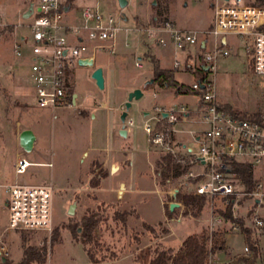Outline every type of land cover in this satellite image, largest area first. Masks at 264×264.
I'll return each mask as SVG.
<instances>
[{
  "label": "rangeland",
  "instance_id": "374dc122",
  "mask_svg": "<svg viewBox=\"0 0 264 264\" xmlns=\"http://www.w3.org/2000/svg\"><path fill=\"white\" fill-rule=\"evenodd\" d=\"M35 1L0 0V30L12 28L11 33L6 30L0 35V68H14L12 75L0 74V182L52 183V226L50 231L5 233L3 241L9 252L6 260L12 264L20 262L23 237L27 246L45 248L43 264H93L85 246L95 253L98 262L94 264H149L158 252H175L180 241L193 235H186L184 231L186 225L192 226L191 217L202 218L206 214L205 218L209 220L204 231L207 234L229 233L225 238V252L210 256L208 264H233L239 258L237 256L245 257L244 248L247 246L239 227L233 230L232 226L237 228V225L221 217L230 208L231 214L233 212L236 216L233 219L241 220L243 228L251 232L252 240H258L256 264H264V226L256 228L253 224L255 214L264 221V202L262 207H256L254 200L247 198L236 204L214 198L205 201L198 216L185 214V208L167 216L172 197L169 193L189 189L181 187L182 179L174 181L169 178L168 185L160 186L157 163L167 150L151 146L144 131V126L153 127L157 122L155 107L163 106L160 101L167 103H164L165 108H178L185 103L192 108L197 98L171 94L161 100L153 86L147 87L154 76L153 58L159 60L161 67L171 69L174 60H178L180 68L184 66L183 56L181 53L172 54L171 47H157L139 40L131 29L134 25L167 20L180 29L206 31L213 20L212 0H127L124 9L119 7L118 0H99L105 11L114 16L122 14L127 19L123 27L128 30L118 36L115 54H95L94 69L102 68V65L105 69L103 90L98 89L92 79L93 67L75 66L72 78L79 94L77 107L55 111L41 110L33 105L27 65L20 68L19 59L13 53L14 26L20 24L16 29L18 37L26 36L27 43L31 42L26 26L28 21L17 13V9L23 10ZM242 1L260 5L256 0ZM226 38L230 54L219 58L215 64L218 101L246 114L264 113V77L251 72L239 39L234 36ZM205 39L209 50L212 39L209 36ZM136 58H141L140 68L135 66ZM175 80L191 85L195 75L176 72ZM137 89L143 92V96L133 101L126 111L128 95ZM25 106L27 111L22 110ZM125 111L127 116L122 123L121 115ZM16 121L36 131L38 142L29 153L20 147L14 148L12 129ZM15 128L20 126L15 125ZM122 128L129 129L127 137L119 135ZM196 129L203 127L197 124L172 126L175 140L171 139V151L185 154V148L181 147L185 145L196 152L198 146L191 135ZM16 150L22 152L30 163L17 177L13 172ZM112 167L115 169L111 171ZM253 171L257 173V169ZM253 179L264 184L263 175L257 174ZM121 184L127 187L126 190L120 189ZM73 203V214L69 215ZM6 217L7 210L0 203V235L6 226ZM88 217L96 220L97 226L92 243L85 245L81 237L82 222ZM212 219L221 223L215 224L210 231Z\"/></svg>",
  "mask_w": 264,
  "mask_h": 264
},
{
  "label": "built area",
  "instance_id": "2783aa9c",
  "mask_svg": "<svg viewBox=\"0 0 264 264\" xmlns=\"http://www.w3.org/2000/svg\"><path fill=\"white\" fill-rule=\"evenodd\" d=\"M31 4L33 9L24 19ZM211 7L213 20L206 31L183 30L170 21L134 25L131 29L139 40L162 48L171 46L176 54L182 53L185 58L192 55L191 48L201 50L203 43L205 47L206 37L212 39L211 48L200 55L196 69H203L204 74L189 86L197 93L195 107H155L158 120L153 127L144 126V131L151 146L165 148L166 153L178 155L189 163L190 168L181 177V187L189 189L193 196L223 198L233 204L247 198L254 200L256 207H262L264 184L257 180L255 190L247 192L235 166H250L252 173L254 168L264 166V113L257 117L247 114L243 119L226 112L217 99L214 77L216 61L230 54L227 36L239 39L251 72L264 77V6L242 0H212ZM17 13L28 21L31 42L27 43L26 36L18 37L16 29L20 24L14 26L13 53L17 59L26 61L35 105L50 111L77 107L72 90L73 68L79 66V60H91L94 64L97 52L115 54L118 36L128 30L123 27L127 19L122 14L114 16L103 11L99 0H36L23 10L18 8ZM136 59L135 66L140 68V59ZM173 67L180 69L178 60H174ZM161 122L171 127V134L157 128ZM176 124L203 127L191 133L198 146L196 152L185 145L181 146L185 154L171 151L172 126ZM29 166L22 152L16 150L15 177ZM178 191L172 190L171 194L175 196ZM53 195L52 183L0 182V203L7 210L6 226L0 235V264L9 254L3 241L5 233L50 231ZM231 215L236 217L233 212ZM254 218L256 228L264 226L257 214ZM219 223L220 220H210V231ZM232 229L238 230V226ZM244 252L245 257H250L248 247Z\"/></svg>",
  "mask_w": 264,
  "mask_h": 264
},
{
  "label": "trees",
  "instance_id": "16d2710c",
  "mask_svg": "<svg viewBox=\"0 0 264 264\" xmlns=\"http://www.w3.org/2000/svg\"><path fill=\"white\" fill-rule=\"evenodd\" d=\"M258 4L264 5V0H256ZM167 22L164 20L160 23ZM158 24L156 22H153ZM9 33L12 32V28L9 27L4 30H0V35L5 31ZM154 64V76L153 82L158 83L161 86H166L175 91L176 95H192L197 96V93L192 91L189 86L178 84L174 81L173 71L162 70L158 67L156 61L151 60ZM203 69L196 70L194 72L195 78L203 75ZM222 108L229 112L239 116L240 118H247V114L233 109L227 104H222ZM260 113H253L251 117H257ZM158 129H165L168 134H171V127L165 122H161L158 125ZM158 175L160 177V186L168 185L169 178L174 181L181 179L182 175L190 168L187 161H182L180 156L174 155L170 152L165 153L159 162ZM235 171L240 175L241 181L243 182L247 192H252L255 190L256 181L252 178V169L250 166L246 165H236ZM195 182V180L193 181ZM174 198L180 201L185 207V214L191 213L194 216H198L203 208L205 201L208 199L205 197L193 196L189 191L181 192L175 194ZM174 210L170 211L169 206L166 210V215L171 216ZM221 217L225 220L236 224L239 227V231L244 235L245 244L250 250V257H239L235 260L233 264H256L259 257V245L258 240H252L251 232L246 228H243V222L241 220H234L230 208H227L226 212L221 214ZM97 226V221L92 217L84 218L82 222V233L81 237L85 245H90L93 241V234ZM78 232L75 229L74 234ZM56 232L53 234L52 241L55 240ZM23 241V256L20 262L17 264H43L46 259L45 248L36 249L31 246L26 245L25 238L22 237ZM223 235L220 233H212L211 236L203 231L199 237L195 235L187 236L181 243V246L174 252L171 250L158 252L155 258H153L149 264H208L209 257L215 255L216 253L222 252L224 250ZM86 254L91 262L96 263L98 260L95 258V253L91 249L85 246ZM2 264H12L10 261L6 260Z\"/></svg>",
  "mask_w": 264,
  "mask_h": 264
},
{
  "label": "crops",
  "instance_id": "0c3cea01",
  "mask_svg": "<svg viewBox=\"0 0 264 264\" xmlns=\"http://www.w3.org/2000/svg\"><path fill=\"white\" fill-rule=\"evenodd\" d=\"M85 3H87V2H85ZM81 4H83L82 2H81ZM127 4H128V1H127ZM100 7H101V9L103 10V11H105L104 9H103V7H102V5L100 4ZM154 20H155V18H154ZM147 23H151V22H147ZM172 23V22H171ZM173 24V23H172ZM175 25V24H174ZM176 26V25H175ZM177 27V26H176ZM183 30H186V29H183ZM226 41H227V43H228V40H227V38H226ZM168 47H171V46H168ZM202 49L201 50H198L197 48H195V49H193L192 50V48L190 49V53L192 54V55H190L188 58H185V55L184 54H182L181 53V55L183 56V61H184V66L182 67V68H180V69H174V67H172L171 69H168V68H163V67H161L160 65H159V60L158 59H156V58H153L154 59V61H156L157 62V64H158V67L160 68V69H162V70H168V71H173L174 73H173V78H174V81L175 82H177L176 80H175V73L176 72H183V73H185V74H189V73H193L194 74V72L196 71V69H197V66H198V63H199V57H200V55L203 53V51L205 50V51H207V42H206V45H205V47H204V43H203V45H202V47H201ZM171 49H172V54H174V55H180V53H175L174 51H173V48L171 47ZM193 53H194V55H193ZM196 54V55H195ZM144 55V54H143ZM145 55H146V53H145ZM140 60H141V58H139ZM94 62H95V59H94ZM25 64H26V61H24V60H19V66H20V68H23V67H25ZM95 64V63H94ZM93 64V69H94V67H95V65ZM27 65V64H26ZM78 67H81V66H78ZM4 68L5 69H3V70H1V68H0V74L2 73V75H8V74H10V75H12V73H13V71H14V68L13 67H7V66H4ZM88 68H92V67H88ZM102 74H103V78H104V83H105V77H104V66L102 65ZM27 70H28V67H27ZM14 77V76H13ZM71 79H72V84H73V78H72V76H71ZM196 79V78H195ZM195 81V80H194ZM178 83V82H177ZM178 84H180V83H178ZM182 85H185V84H182ZM150 86H153V91L160 97V99L161 100H164L165 98H166V96H168V95H171V94H174L175 96H176V93H175V91L173 90V89H171V88H167L166 86H161V85H159L158 83H154L153 82V79H152V83H147V87H150ZM155 86V87H154ZM185 86H190V85H185ZM32 88H33V86H32ZM150 88H152V87H150ZM72 90H73V96L74 95H76V97L74 98V99H76V101L78 102V98H79V94L75 91V86H74V84H73V87H72ZM142 94H143V92H142ZM143 96V95H142ZM185 96H187V95H185ZM189 96H191V95H189ZM195 98H197L196 96H194ZM33 99H34V89H33ZM160 103H163V106L161 105L160 106V108H164V109H167V107L165 108V104L164 103H166V102H161L160 101ZM196 103H197V101L195 102V104H194V106L192 107V108H194L195 107V105H196ZM220 103V102H219ZM167 104V103H166ZM26 105V104H25ZM33 105H35V102H34V100H33ZM222 105V104H221ZM104 105H102V107H103ZM182 106H186V107H188V108H191V107H189V105H188V103H185L184 105H182ZM35 107H37L36 105H35ZM170 108V107H169ZM27 109V107L25 106V107H22V110L23 111H27L26 110ZM39 109V108H38ZM41 110H44V109H41ZM82 114V113H81ZM83 115V114H82ZM145 116H147V114H144ZM250 115V114H249ZM17 122V121H16ZM19 122V126H20V128L18 129V128H15V124H14V126H13V129H12V132L14 133V137H15V146H14V148H18V147H20L19 146V135H20V133L23 131V130H31L32 131V133L34 134V136H35V141H34V143H33V146H32V150L36 147V145H37V142H38V136L36 135V131L32 128V127H30V126H23V124H22V122L21 121H18ZM19 130V131H18ZM126 130V129H125ZM18 131V132H17ZM128 134H129V129L128 130H126V136H123V137H127L128 136ZM119 135H120V132H119ZM121 136V135H120ZM172 138H173V141L175 140L174 138H175V135H174V133H172ZM172 141V142H173ZM181 145V144H180ZM182 146V145H181ZM117 165V164H116ZM117 167H118V170H119V165H117ZM114 169H115V167H114ZM254 169H257V173L255 174V172L253 171V173H252V178L253 177H255V176H257V174L258 175H263L264 176V166L263 167H261V168H254ZM253 169V170H254ZM113 170V167L111 168V171ZM155 186H156V184H155ZM126 186H124V189L126 190ZM156 189H157V186H156ZM162 191V190H161ZM166 192V190L165 189H163V192ZM157 192H158V194L160 195L161 193H160V191L157 189ZM164 192V193H165ZM172 197H171V200H170V202L168 203V206H170V204H172V203H175V204H177L178 206L177 207H175L173 210H174V212L175 211H179V212H181V211H183L184 210V205L180 202V201H178V200H176L175 198H174V196L171 194V193H169ZM183 207V208H182ZM163 209V208H162ZM203 215H204V213H203ZM205 216H206V214L202 217V218H193V217H191L192 219H193V224H192V226L191 225H186L185 226V228H184V231L186 232L185 234L186 235H188V234H190V233H193V235H195V236H197V237H199L200 235H201V233L204 231V229L207 227V225H208V220H207V217L205 218ZM164 218H165V213H164ZM217 225H219V224H217ZM227 234H229V233H223L222 235H223V241H224V248L226 249V246H225V238H226V236H227ZM181 243H182V241H180L179 242V244L178 245H176L177 247H180L181 246ZM225 249L222 251V252H225ZM237 257H241V256H237ZM234 259V258H233ZM229 261L231 260V259H228Z\"/></svg>",
  "mask_w": 264,
  "mask_h": 264
},
{
  "label": "water",
  "instance_id": "95a60500",
  "mask_svg": "<svg viewBox=\"0 0 264 264\" xmlns=\"http://www.w3.org/2000/svg\"><path fill=\"white\" fill-rule=\"evenodd\" d=\"M118 4L119 7L121 9H124L127 6V0H118ZM33 9V5L31 4L29 6L28 11L24 14L23 18L27 19L31 13ZM79 66L81 67H93V63L91 60H79L78 61ZM92 79L95 81L96 86L98 87V89L103 90L104 88V78H103V74H102V69L101 68H96L94 69L93 73H92ZM152 83V80L149 82ZM142 91L141 90H134L132 92L129 93L127 101L125 103V110H129L131 108V104L133 101H137L142 97ZM76 95L73 96V98H75ZM123 112V114L121 115V121L122 123H124L125 118L127 116V113ZM120 135L121 136H126V130L124 128H122L120 130ZM19 146L20 148L26 152L29 153L32 151V146L33 143L35 141V136L32 133L31 130H23L20 135H19ZM114 169V167H113ZM120 189L123 190L124 189V185L121 184ZM178 205L175 203L170 204L169 209L170 211H172L175 207H177ZM75 207V203L72 204V206L69 207V211L68 214L72 215L73 214V209ZM6 261L5 258L2 259V262L4 263Z\"/></svg>",
  "mask_w": 264,
  "mask_h": 264
}]
</instances>
